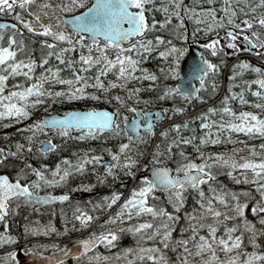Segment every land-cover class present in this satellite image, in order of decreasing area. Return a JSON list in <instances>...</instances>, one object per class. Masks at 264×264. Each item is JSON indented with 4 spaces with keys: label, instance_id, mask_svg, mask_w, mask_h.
<instances>
[{
    "label": "snow or ice",
    "instance_id": "obj_1",
    "mask_svg": "<svg viewBox=\"0 0 264 264\" xmlns=\"http://www.w3.org/2000/svg\"><path fill=\"white\" fill-rule=\"evenodd\" d=\"M36 0H0V14H8L15 21L19 22L23 28L28 32H40L45 36L51 37V41L40 40V45L45 46L48 51L41 55L39 60L40 65H44L49 57H55L56 61L63 64L64 67L71 71L70 76L61 77V68L49 66L38 75L33 81V69L37 61L32 58L31 50L26 47L23 35L17 39V34L23 32V28H19L16 23L0 22V41L5 39L6 30L11 29L10 33L6 35V43H0V118H12V122H18L31 115L30 108L37 107L41 104L50 103L59 100H78L82 98L91 97L93 100H105L107 103L115 106L112 111L97 110L96 108H88L86 111H67L63 115H52L47 119H37L31 124L25 125V130H30V134L26 137L28 144L27 149H32V139L41 133L48 131L54 135L67 137L70 130L76 129L80 131L77 139L84 140L85 138L98 137L103 133H112L113 136H123L124 141L119 143L117 150L112 148L101 149L107 151L111 157V161L104 163V173L115 175L112 171L117 167L127 169L126 176L131 177L138 183L133 186L130 195L120 205L119 210L115 212L114 216H109L103 223L114 222L115 218L122 217L123 219H131L133 215H151L152 217H161L165 221L173 218V213L168 212L164 207H157L147 202V197L157 188H163L166 192L173 190L169 195V202H172L174 208H178L183 200L182 192L186 187L194 189L205 182L212 176L210 169L213 164H220L227 166L229 175H234V169L242 170L239 175L245 176L251 172V180L256 191L259 194V199H256L251 204L250 211L258 216L261 225H264V151H256L254 145H246L249 149L247 158L241 156L235 157L233 153L240 152L242 149L235 148L232 152H213L206 156L203 152H199L202 158L199 163L192 159H187L186 162L178 163L175 172H183V175L170 174L173 170L167 167L153 166L151 169V176L141 175L138 178L132 169L139 163L131 155H125L122 159V154L130 151V145L133 139L138 143L144 142L146 139L141 133L142 128L145 133L151 134L153 131V123L160 117L161 113H168L169 108L158 109L152 115L142 113L141 109L136 107L138 104L152 103V98H141L139 95L141 89L139 87L129 88L127 82L130 80L149 79L157 81L158 76L149 72L148 69L140 67L141 54L150 52L153 44L160 45L166 43L168 46L162 50L157 51L159 57L165 58L167 66H161L160 72L167 79L169 77L176 79L175 86L164 85L160 94L155 98L156 100L172 99L180 97L182 99H190L197 97L200 89L204 88L208 82L206 78L210 73L215 74L219 72L218 64L213 63L206 58L203 51L199 52L198 59L192 58L191 63L187 69L181 58L187 60L185 53L188 51L183 45H177L171 40L165 41L160 35L149 37L148 32L156 30V25L159 24L164 27L168 20L173 16L177 18V27H182V16H188L189 19L194 20L199 28L194 30L193 41L195 42V31H202L205 34L211 33V38H207L206 42L201 45L204 50H207L210 55L216 56L224 50L225 47L232 49L233 53L241 52L246 49L255 52L257 55H264V0H225L219 7H189L182 3V0H168L167 3L154 4L153 0H60L59 3L52 4L49 0H41L36 10H31ZM209 5H213L214 0H207ZM235 4V7L233 5ZM149 6V7H146ZM19 8L20 11L16 9ZM83 8V11L76 12V9ZM46 9H51V13ZM153 9L164 13L168 20L162 19L157 21L154 17L149 19L146 13H151ZM261 9L262 11H257ZM217 11L220 15H217ZM22 12H27L32 19L29 20L22 15ZM69 13V15H64ZM247 13H254L248 15ZM47 23L42 22V17H49ZM54 21V22H53ZM35 22V23H33ZM207 22V23H206ZM254 25L257 26L254 28ZM216 29L223 30V39ZM103 38L104 43H100ZM181 41L187 42L185 34H178ZM85 40L89 41L85 44ZM241 41L243 43H241ZM57 42H62L63 47L59 46ZM126 45V46H125ZM87 49L85 54L81 51L80 55L75 60L71 58L73 49ZM95 49L97 55H91ZM55 49V51H53ZM111 50H114L111 51ZM27 52V56L24 53ZM17 53L21 54L20 59H16ZM65 54H68V59L65 62ZM147 59V56H144ZM95 67V75L88 76L86 73L89 69ZM233 69H239L243 72L245 69H250L256 73L255 80H249L245 83L256 84L257 89H251L252 95L257 97L260 101L255 103L254 107L264 109V68L255 64L249 63L246 59H239L232 65ZM5 71L7 74H4ZM187 72V77L181 81V73ZM113 73L114 80H108L104 83L106 74ZM22 74L30 82L26 86L18 84L13 86L11 90L5 92L7 86L5 81L9 76H16ZM238 75L236 71L232 72V77ZM232 77H229L231 79ZM188 78H194L199 81L196 88H185ZM53 84L59 83L66 85L61 89L45 88V82ZM94 88L101 91L104 95H97L95 92H89L87 88ZM119 87L125 90L126 95H109V89ZM149 87H155L149 85ZM229 92L232 97L239 96L241 104L252 103L246 101L243 95V89L240 93H232V85L229 84ZM212 88L215 90L216 84L212 83ZM35 98H32V97ZM203 100V96H198ZM230 96L223 97L224 106L219 109L223 114H226L230 119L223 122L221 116L219 127L212 129L211 125L217 123L216 121H209L205 113H201L200 117L204 122L201 123L202 129L208 128L209 131L220 133L223 131L227 134L226 138L236 143L231 137V133H243L249 137L259 136L264 138V115L254 111L241 110L233 111L229 106ZM184 109L173 106L171 112L179 113ZM218 109L209 107L207 113H215ZM125 112L136 113L130 122L124 123L123 116ZM142 117L147 119V123H139ZM184 127H187V121L184 122ZM172 129L179 130L181 124L176 123L171 125ZM166 131L160 133L165 136ZM107 139V137H105ZM179 139V136H177ZM191 138H185L181 142L188 144ZM175 141H170L167 145L168 155H171V147ZM211 142L216 144L219 142V135L208 136L207 134L200 136V144ZM243 143V142H241ZM38 152L47 154L51 150L57 148V144L53 143L52 139H46L44 142H38ZM17 150L24 149V145L16 142ZM264 150V143L258 145ZM88 151H92L89 149ZM160 146L152 153V162L154 165H159L160 160L157 158L160 155ZM10 155H17L16 152H11ZM142 156L143 153H140ZM187 154L180 153L181 157ZM214 157L215 159H210ZM253 157H259L255 159ZM5 159L4 150L0 149V161ZM87 163H102L99 154L89 156L83 155V158H77L76 167L72 171L83 170ZM62 163L68 165V168L61 170V162H57L56 167L51 169V178L46 176L45 172L40 168H34L30 164L25 167L35 176V179L28 180L26 183H21L20 179L24 175V170L21 169L16 173L14 180L10 179L6 174H0V220L8 211L9 198L23 197L25 203L32 202H47V201H65L68 193L64 192L62 195H53L52 193H45L44 195L33 189H39L41 184L45 186L56 185L62 183L69 174L72 162L67 157H62ZM47 169V165L41 166ZM147 167V165H145ZM90 187V185H89ZM209 192L214 195L215 201L225 205L223 210L217 208L210 197L206 201L203 199L204 193L201 190L200 196V215L188 216L192 221L189 225L191 235L187 238L178 239L176 244L182 249L184 259L180 264H259L264 261V252H245L243 257L238 249L242 247V234H235L238 228L247 230L251 233L249 242L255 248L257 241L255 236L264 232H260L255 228L253 222L245 216L246 205L249 200L253 199L252 193L245 191L243 193L230 192L221 194L215 192L211 185ZM226 195L231 197V201L226 199ZM120 196V193L113 192L111 197H104V200L110 205L114 203ZM245 199L242 201L240 197ZM174 198V199H173ZM230 204V208L227 205ZM124 210H127L125 213ZM74 219L79 221L82 226H87V222L91 221L93 217L79 208L75 210ZM212 217L211 222H204L203 218ZM240 217L239 223H233L229 226L226 221L235 220ZM223 224V232L217 236L218 227ZM50 227V226H49ZM207 229V234H201L199 229ZM7 229V222L5 221V231ZM151 229V236L144 235V239H152L159 236L160 242L164 247H167L168 241L171 238V228L168 223H160L153 227L151 221L144 220L136 223L135 226L129 224L128 230L132 233H140L142 230ZM163 229L161 232L160 230ZM46 231L47 229H43ZM25 231H32L26 226ZM181 231H185L182 227ZM117 238V233L114 231H102L100 233H91L88 238L81 239L77 243L80 246L79 251L73 254V258L86 255L90 249L96 247L100 243L111 246L112 241ZM17 238L12 235L5 236L0 234V243H11ZM194 241V244L190 242ZM56 247V245H50ZM175 246V245H174ZM193 251H189V248ZM31 249H29L30 251ZM61 255L66 256L70 254L67 248L60 249ZM125 252H131L132 249H125ZM218 251L224 253L223 257L217 255ZM141 259L146 258L154 264H168L160 249L152 244L147 247H139L137 249ZM206 254V255H205ZM16 251H10L4 254V259L0 260V264H6V261L16 258ZM190 256L199 257L198 262L190 261ZM99 257L91 255L87 256L88 260H93ZM135 258V257H134ZM107 259V257H105ZM49 264H62L60 259L49 257ZM129 264L131 262L129 261Z\"/></svg>",
    "mask_w": 264,
    "mask_h": 264
},
{
    "label": "trees",
    "instance_id": "obj_2",
    "mask_svg": "<svg viewBox=\"0 0 264 264\" xmlns=\"http://www.w3.org/2000/svg\"><path fill=\"white\" fill-rule=\"evenodd\" d=\"M167 2H168L167 0H153L154 4L167 3ZM182 3L187 4L189 7L205 8V7L210 6L207 3V0H182ZM233 7H235V4L233 5ZM146 14L149 17V19L154 17L157 21L162 20V19L168 20V17H166L164 13H162L156 9H153V11L151 13H146ZM181 16H182V22H183L182 27L176 26L177 25V18L173 16L170 20H168V23H166L164 27H161L159 24H157L156 30L152 31V32H148L147 35L149 37H154L155 35H160L164 38L165 41L171 40L173 43H175L177 45H183L186 48L189 41L192 40L191 30H193L192 28H194L196 26V24L194 23V20L189 19L188 16L183 14V12L181 13ZM184 27H187V31L185 29H183ZM199 27H200V25H199ZM178 34H185L187 37V42L185 43L184 41L179 40ZM196 37H198V38L202 37V32L201 31H195V38ZM19 38H20V36H19ZM24 40H26V39L24 38ZM31 41L33 43V48L31 49V55H32V58L37 61V64L33 69V72L35 73L33 75V78L36 75H38L41 71H43L44 69L49 67L50 65L53 67L61 68L60 75L62 78L71 75V71L68 68L64 67L63 64H60L59 62H57L54 56L49 57L47 62L44 65H40L39 60L41 58V55L43 53H46V50H44L46 47L40 45V43H39L40 41H38V40H36V41L31 40ZM0 43H5V39L3 41H0ZM25 43H26V41H25ZM167 46L168 45L166 43H161L160 45L153 44V48L150 52H148L146 54H141V65H140V67L146 68V69H148L149 72L155 73L158 76L157 81H151V80L145 78V79H138V80H130L127 82V87H129V88L139 87L141 89L139 95L141 96L142 99L143 98H152V100H153L152 103H149L147 105L141 103V104H138L139 106L146 107V108L148 107V108H161V109L169 108L170 109V111L168 113H166V121H169V122L164 124L159 129V131H158V133L154 139H153V133L149 134L147 136V138L145 139V141H144L145 149L142 152L143 155H144L145 151L147 150V148H149V146H151L152 149H151V154L149 156V158H151L153 150L156 148V145L159 144L161 154L158 156V159L162 162H165V163L168 162L170 165L174 166L175 160L177 159V156L181 160L182 157L180 156V153L184 152L186 154H191V157H193L192 159H194L195 162L199 163L200 160L202 159L198 154L199 152H203L206 156H209V154L213 153V152H223V153L227 152V153H229V152H232V150L235 148H240L239 146L241 145V142H243V143L244 142H252V141H256L257 139H262V137H259L258 135L253 136V137H249L246 134L237 133V132L233 131L231 133V137H232V139H234L236 141V143H232L231 140L226 138L227 134L224 133L223 131H221L220 133H216L215 131H209L208 128L202 129L200 127L201 123L204 122L203 118H198V117H200V114L202 112L206 114L207 119L209 121H216L217 122V123L211 125V128L213 130L219 127V123L221 122V120H220L221 116H223V120L228 121L230 119V117H228L226 114H223L219 111V109L222 108V106H224L223 97L225 95L230 96L229 106L233 109V111H236L239 109L238 108V105L240 104L239 103L240 102L239 96L232 97L231 93L228 92V90H226L222 96H220V97L218 96L219 98L218 97L216 98V96L213 97L212 95H210V94H216L217 92L207 93V94L205 92H201L198 94V96H203L204 97L203 100L199 99L198 96L194 97L193 99H187V100L182 99L178 96L174 97L172 99L156 100L155 98L160 94L164 85L175 86L176 79H173L171 77L166 79L164 77V75L160 72L161 66L166 67L167 64L165 62V58L159 57L156 54L157 51L162 50V49L166 48ZM53 51H55V49H53ZM82 51H84L85 54H87V52H88V51H85V49H83ZM111 51L114 52V50H111ZM80 53H81V51L73 49L71 52V58L73 60H75L76 57H78L80 55ZM27 54H28L27 52L24 53L25 56H27ZM91 55H93V54H91ZM145 55L147 56V59H144ZM93 56H95V55H93ZM231 56H232L231 54H226V56L222 60V62L218 63L219 72L212 74L213 78L218 80V82H217V89L218 90L220 88V82H221V75H222L223 67L225 66L226 63H228L230 61ZM67 59H68V54H65V62L67 61ZM4 74H7V72L5 71ZM86 74L88 76H94L95 75V67L92 69H89ZM245 74H246L245 76H250L252 74L251 70L247 69ZM239 77L240 76L238 74V75L234 76L233 78L238 79ZM102 79H104V83L107 84V81L108 80H114L115 76L113 73L110 72V73L106 74V78L102 77ZM11 81H13L14 83L10 84V85L7 84V82H11ZM18 82H20V84L26 86L27 83H29L30 81L26 77H24L22 74H18L14 77L9 76L8 79L5 81V84L7 86L5 87L4 91L8 92L9 90L12 89L13 86H16L18 84ZM228 82H229V80H228ZM239 83L240 82H237L236 85H238ZM149 85H154L155 87H149ZM44 86H45V88L50 87L54 90L56 87H63L66 85L50 84L46 81ZM234 89L235 90L231 91L232 93H240V91L238 90V86H236V88H234ZM86 90L89 92H95L97 95H104L101 91L94 89V88H91V87L87 88ZM108 94L109 95H115V94L126 95V92H125V90H123L119 87H116V88L109 89ZM243 95H244V98L246 101L251 102L254 99L255 100L258 99L257 97L255 98V96H253L249 90L243 91ZM32 98H34V97H32ZM204 103H212V104L206 108H203L199 111H196L195 113H192V114L190 113L192 110L198 108L199 106H201ZM73 104H76L75 106H79L82 108H88V107H93V106H108L110 108H113L115 106V102H113L112 104H109L105 100H93L91 97L82 98V99H78V100L71 101V102H67L66 100H59L58 102L53 101L50 103L41 104L37 107L29 109V111L31 112L30 116H28L22 120H19L18 122H12V120H10V121H6L7 123L0 125V147H2L6 151L7 156H9L11 152H16L17 155H15V156L10 155L11 158H15L16 156H18V158H23V159H25V161H27L29 158H31V155L28 152L31 151V153L34 154V151H37L35 148V144H36V142L39 141V138L42 135L39 134L38 136L33 137L32 142H31L32 143V149L29 151L27 149L28 141H27L26 137L30 134V130H25L24 126L31 124L32 122H34L37 119H40L41 115L44 113H48V112H52V111H61L63 108L67 107V105L68 106H74ZM249 105H250V103H249ZM173 106L183 108L184 110L182 112H179V113H173V112H171V109ZM209 107H214L218 110L214 114L213 113H207V109ZM185 121H187V127L183 126ZM176 123L181 124V128L179 130H175V129L171 128V125L176 124ZM162 131H166L167 134L165 136H161L160 133ZM205 134H207L208 136L219 135V142L216 144H212L211 142H206L204 144H200V136L205 135ZM177 136H179V139H177ZM191 137H194V139H192L190 143L184 144L181 142L183 139L191 138ZM57 138H58V140H55V142L57 144V150H58L59 145L62 143L63 140L62 139L59 140V137H57ZM98 141H100V140H98ZM170 141H175L171 147V155L165 157L164 154H168L167 145ZM16 142H19L20 144L25 146L24 149H22L21 154H19V150H17L15 147ZM94 142H96V141L93 138H85L84 140H81L80 143L82 144L81 145L82 149L87 151L88 149L93 148ZM143 155L140 156L139 162L142 161L141 158L143 157ZM186 157H187V155L184 158H186ZM185 160H187V159H185ZM227 177H228V175L227 176L226 175L218 176V177H216V179L214 181H205L199 186V188L188 190V192H187L188 195L187 194L185 195L184 202L180 204V206L177 208V211L175 212V214L173 216L175 219L174 218L171 219V221L173 220L172 221V224H173L172 225V231H171L172 235H171L170 240L168 241L167 247H164L160 242H158V241H160L158 235L152 238L153 241H150V239L145 240L143 238L144 236L141 235L140 233L134 234V233H131V231H129L128 228H126V227H124V228L118 227V228H114L111 230V231H114L117 233V238L114 241H112L111 246L106 245L104 243H100L92 252H90V254L83 255L80 257H76L75 259L74 258L69 259L65 262H62V264H129V261L131 262V264H154V262L148 261L146 258L141 259L139 256V253L137 252V249L139 247H147V246H150L152 244H155L160 249V251L163 253L165 259L168 261V264H180V261H182L184 259V255L182 253V249L180 248V246L178 244H176V241L178 239L187 238L191 235V229H190L189 225L192 223V221H190L188 219L187 215L188 216H199L200 215V203L199 202L202 199L200 196V191L201 190L203 192L207 191L208 190L207 186L209 184H214V187H218L220 185L222 187L225 186L226 189L227 188L233 189L234 187L235 188L239 187L238 183L236 184L235 181L231 180V177H228V178ZM220 178L222 180H220ZM219 181H221V182H219ZM227 182L228 183L231 182L232 184H230V183L227 184ZM123 192H124V190L119 192L120 196L118 199H120ZM208 196H210L213 199V196L211 194H205L203 199H207ZM108 208H110V207H106L105 209H102L98 212L96 211L95 214L92 215L93 219L94 220L98 219L100 216H102L103 213H105L108 210ZM188 208H191V209L187 210ZM117 210H119L118 206H116L113 209V211H111L108 215L114 216L115 212ZM184 211L187 212L188 214H186ZM33 215H35V216L39 217L41 220H43V224H49L50 223L49 219L52 220V217L50 216L49 213H47V215H46V213L40 212V213H37V215L36 214H33ZM33 215H31L28 212L27 208H24L23 206L20 208H12V207L8 208V211H7L6 216L4 217V220H0V234H3L5 236L12 235V236H15L17 239L11 243H0V251H1L0 252V260L4 259L5 253L11 251L10 249H8V250H4L5 251L4 252V251H2V249L16 245L19 242H24L25 240L30 239L34 236L45 235V237L48 238V237H50L48 235H51V237H62V236H65L67 234H71V233L76 234L78 232L75 230L62 231L61 225H59V224H53L54 225L53 230L48 235L46 233H44V234L43 233H33L32 231L26 232L25 226H28L27 223L29 224V222L31 220V216H33ZM52 215L54 216L53 220L56 223H59V221H58L59 220V213L56 214V212H53ZM21 218H23V220ZM210 218H211L210 216H207L203 219V221L206 220V223H207V221H209ZM240 219H241L240 217H236L235 220H228V221H226V223L229 226H231L233 223H239ZM174 220H175V222H174ZM184 220L186 221L185 223H184ZM249 220L252 221V219H249ZM5 221L7 222L6 231H5ZM252 222H253V224L255 223V221H252ZM254 226L258 230V232H260V230L262 229L261 226H263V225H261V224L255 225L254 224ZM83 227H85V226H83ZM182 227L185 229V231H183V232L180 231ZM56 232H57V234H56ZM128 232H129V234H126ZM199 232L201 234H207V229L206 228L199 229ZM222 232H223V224H221L218 227L216 235L220 236ZM241 233H243L242 234V247L237 250L240 252L241 257H243V254L245 252H251L254 250L257 252H264V238L262 237L264 235V232L263 233L260 232L259 235L255 236V239L258 242V244H256L255 248L248 241L251 233L248 232L247 230L238 228L237 232L235 234L239 235ZM261 234H263V235H261ZM136 236H138V237H136ZM177 236H179V237H177ZM154 239H155V241H154ZM156 239H157V241H156ZM145 241H147V243ZM148 241H150V242H148ZM156 242L160 246H158ZM190 243L194 244V241H191ZM33 245L34 244H32V243L22 244V248L27 250L28 248L32 247ZM128 246H129V248H128ZM127 248L132 249V251L131 252H125L124 250ZM189 251L191 252V251H193V249L190 247ZM97 253H99L98 258L93 259L91 261L87 259L88 255L96 257ZM110 253H111V255H110ZM217 255L220 257H223L224 253L222 251H218ZM105 257H107V259H105ZM189 259L192 262H198L199 257L190 256ZM6 264H8V263L6 262Z\"/></svg>",
    "mask_w": 264,
    "mask_h": 264
},
{
    "label": "flooded vegetation",
    "instance_id": "obj_3",
    "mask_svg": "<svg viewBox=\"0 0 264 264\" xmlns=\"http://www.w3.org/2000/svg\"><path fill=\"white\" fill-rule=\"evenodd\" d=\"M257 11H262V10L258 9ZM252 15H254V13H252ZM256 27L257 26L254 25V28ZM208 55L210 57H214L210 55L209 52ZM242 88L244 87H241L240 89ZM257 88L258 86L256 85L253 89H257ZM141 133L143 134V136H145V133L143 131ZM73 134L75 136L74 139L69 140L68 138H72ZM103 134L104 135L107 134L108 139L107 142H105L106 144L105 147L102 146L103 143L98 144L101 146L100 149L112 148L113 151H116L118 144L123 142L125 139V137L123 136H113L112 133H108V132ZM103 134H100V136H102ZM79 135H80L79 130L76 129L70 130L69 135L67 137H62L64 140L59 145L58 150L56 148L54 150H51L47 154L41 152L42 155H44L45 157H43L40 161L30 160L28 163L34 168L35 166L41 167L42 165H47L49 169L50 167H53L54 169L56 167L57 162H61V170H63L64 168H68L69 166L62 163V157H67L68 160L72 162L71 168H69V174L62 183L46 186L44 190H39L40 188L33 189L34 191L37 192H51V193L67 192L69 197L67 200L58 201L57 203H54L52 205H47V207L44 206L42 209L45 211H47V209H53L54 211H56L55 209H59L60 213L62 212L64 215L61 220L62 224H66L69 218V221L72 224V226L73 225L75 226L77 223H79V221L74 219V215L78 214L75 212L77 208L83 211V209H85L86 207H92V205L94 206L97 203L103 202L104 197L110 196L113 192L116 191L118 192L122 190L125 184L129 181V177L125 175V173L128 171L127 169H121L120 167H117L116 169L112 170L115 173V175L105 174L103 165L106 161L107 162L111 161V157L109 153L107 151L99 152L98 150L99 146L97 147L95 143L93 145L92 151L83 150L81 147L82 144L80 143V139H77ZM54 136L55 135L51 132L52 139ZM134 141L135 139H133V141L131 142L130 151H127L122 154V159L123 156L125 155H131L138 160L140 153L143 151L145 147V143L143 142L138 143ZM84 151H86V153L89 156L99 154L102 163L96 164V163L85 162V167L83 170L72 171V168H75L77 166L75 163L77 161V158H81V159L83 158ZM16 163H18L21 166V169L28 170L25 167V164H23V160H17ZM138 165L139 163L135 167H137ZM134 168L132 169V171L134 170ZM146 168L147 167H145V163L141 164L138 172L136 173L137 181L139 176L145 174ZM46 170H48V168ZM30 177L32 179L35 178V176L29 171V174L23 175L20 181L26 183L28 180H30ZM13 178L15 179L16 175H14ZM133 186H138V183L134 181L132 187ZM167 192L158 191L159 194H167ZM105 204L106 203H101L99 205V208L101 209ZM27 207H28L27 209L29 210H34L36 208L33 202L30 204L28 203ZM89 212H93V210H89ZM91 233L94 232H90V234Z\"/></svg>",
    "mask_w": 264,
    "mask_h": 264
},
{
    "label": "rangeland",
    "instance_id": "obj_4",
    "mask_svg": "<svg viewBox=\"0 0 264 264\" xmlns=\"http://www.w3.org/2000/svg\"><path fill=\"white\" fill-rule=\"evenodd\" d=\"M168 1V0H167ZM41 2V0H36V2L33 4V5H31L30 7H31V10H36L37 9V7H38V5H39V3ZM49 2L50 3H52V4H56V3H59L60 2V0H49ZM225 2V0H214V3H213V5H210L209 7H219V5L220 4H222V3H224ZM146 7H149V6H146ZM205 8H207V7H205ZM81 8H78V9H76V11H78V10H80ZM17 11H20V9L19 8H17L16 9ZM47 11H49L50 13H51V9H46ZM64 14H69V13H64ZM248 14V13H247ZM22 15L25 17V18H28L29 20H31L32 18L30 17V16H28V13L27 12H22ZM217 15L219 16L220 15V12H217ZM249 15L251 16L252 15V13H249ZM10 18L14 23H16V24H18V27L19 28H23V26L22 25H19V22L18 21H15L12 17H10V15H8V14H0V19H4V18ZM49 19H51V15L49 16V17H42V22H44V23H47L48 22V20ZM54 22V21H53ZM33 23H35V22H33ZM195 24H196V26L195 27H198L199 25L195 22ZM7 30H11V29H7ZM28 34H32V35H34L35 37H37L38 39L37 40H42V39H44V40H48V41H51V37H49V36H45V35H43V34H41L40 32H35V33H30V32H28L27 31V29L26 28H23V32L22 33H18L17 34V38L19 39V36L20 35H27L28 37H30ZM34 36H31L29 39H27V40H24V41H26V43L25 44H27L26 45V47H28L30 50L33 48V43H32V41L31 40H35L36 41V39L34 38ZM5 38H6V35H5ZM221 38L223 39V33L221 34ZM89 41H85L84 43L85 44H87ZM58 43V45L59 46H61V47H63L64 45H63V43L62 42H57ZM30 44V45H29ZM43 46V45H42ZM45 47V46H44ZM44 50H46V52L48 51V49L47 48H45ZM88 51V50H87ZM91 54H93V55H97V53L95 52V49L93 48V50H92V52H91ZM263 55H261L260 57H262ZM258 57V56H257ZM259 58V57H258ZM262 59H264V57H262ZM262 61H264V60H262ZM234 70H238V68L237 69H234ZM35 73L33 72V75H34ZM48 83H50V82H48ZM50 84H53V83H50ZM56 84H59V83H56ZM64 87V86H63ZM63 87H56L55 89H61V88H63ZM241 87H245L244 86V84L243 83H239L238 84V88L240 89ZM54 89V90H55ZM210 95H212L213 97L214 96H216L217 94H210ZM126 113V112H125ZM124 113V114H125ZM10 120H12V118H0V125H2V124H4V123H7L6 121H10ZM74 134H73V136H72V138H68L69 140H73L74 139ZM105 137H107V136H105ZM104 137V139H106ZM107 139H108V137H107ZM62 140H64V139H62ZM80 142H81V140H80ZM104 142V141H103ZM134 142H137L136 140L134 141ZM252 142H254V143H252ZM252 142H244V143H242L240 146H241V148L240 149H242V151H240V152H235L234 153V156L235 157H237V158H239V157H241V156H244V157H246L247 158V156H248V152H249V149L246 147V145H254V146H257L256 147V151H264V150H262V149H260L259 147H258V145L259 144H261V143H264V138H262V139H257L256 141H252ZM97 147H98V145H96ZM102 146H106V144L105 143H103L102 144ZM35 148L37 149V146L35 145ZM22 153V150H19V154H21ZM30 155H31V158H29L28 159V161H30V160H41L42 159V157H45L44 155L42 156L41 155V152H38V151H34V154H32L31 153V151L30 152H28ZM224 153H227V152H224ZM253 158H255V159H259V157H253ZM17 159H18V157H17ZM16 159V160H17ZM182 160H185L184 158H181ZM212 159H215L214 157H212ZM16 160H14V159H12L11 158V156L9 155V156H5V159L3 160V161H0V168H4L7 172H9L11 175H16V173L19 171V170H21V166L18 164V163H16L15 161ZM138 161H139V158H138ZM185 162V161H184ZM178 163H183V162H180V161H177V165H178ZM47 168H48V170H44V172H45V174H46V176H48L49 178H51V172H50V170L51 169H53V167H50V169H49V167L47 166ZM176 169V168H175ZM213 171H212V176L211 177H213V176H217V175H222V174H226V173H229V169H228V167L227 166H223V165H220V164H213L212 165V168H211ZM24 170V175L25 174H29V171L28 170H26V169H23ZM237 173H240L241 171H240V169H237V171H236ZM248 176H249V178L251 179V172L249 171L248 172V174H247ZM32 178L30 177V180H31ZM35 179V178H34ZM258 182H264V181H258ZM132 185H133V183H132ZM211 185V187H212V189H214L215 190V192H218V193H221V194H227V193H230V192H235V193H243V192H245V191H247V190H234V189H232V190H230V189H225L224 187H221V186H218V187H214V186H212L213 184H209V186ZM139 186V185H138ZM137 186V187H138ZM44 188H46V186L45 185H43V184H41V187H40V189L39 190H44ZM204 193V195L205 194H210V192H209V187H208V190L207 191H204L203 192ZM185 193L184 192H182V197H183V200H182V202L184 201V199H185ZM213 196V202H214V204H215V206L217 207V208H219V209H221V206L223 207V206H225V205H222V204H220L218 201H215V198H214V195H212ZM255 196V195H254ZM226 199H228L229 201H231V197L230 196H228V195H226V197H225ZM174 199V198H173ZM240 199L243 201L245 198L243 197V196H241L240 197ZM104 200V199H103ZM205 201L207 200V199H204ZM19 202H22V203H24L25 205H27L28 203H25L24 202V200L22 199V198H18V199H15L14 201H13V205L15 206V205H17ZM150 202H151V204H153V205H155V206H157V207H161V202L160 201H158V202H156V203H154V201H153V196H151L150 197ZM181 202V203H182ZM230 205V204H229ZM49 209H47V211H48ZM221 210H223V209H221ZM125 211V213L127 212V210H124ZM29 213L31 214V215H33V214H36L37 215V212L36 211H34V210H29ZM262 215H264V213L262 214ZM253 217L255 218L256 217V214H254L253 215ZM155 218H158V217H152L150 214L149 215H141V216H135V215H133L132 217H131V219H123L122 217H118V218H115V221L114 222H109V223H104V225L101 227V230H112L113 228H115V227H119V226H121V225H125L126 223H132L134 226L136 225V223H138V222H141V221H144V220H148V221H150V220H153V219H155ZM205 218V217H204ZM203 218V219H204ZM37 219V220H36ZM34 220V221H33ZM36 220V221H35ZM40 220V221H39ZM211 220H212V217L210 218V220L209 221H207V222H211ZM35 222V223H34ZM104 222V220L101 222H99V223H103ZM204 222H206V220H204ZM36 224V225H35ZM67 225H70V226H72V224L70 223V221H69V218H68V220H67V223H66ZM31 225L32 226H36L35 228H31ZM28 228H31V229H33L34 230V232H36V233H38V232H45L47 235L49 234V232L51 231V230H49V229H47L46 231H44L43 229H46L45 227H43V220H41L39 217H37V218H35V219H31V223H30V225L28 226ZM161 230H163V229H161ZM160 230V231H161ZM94 233L96 232V231H94V230H92ZM147 232H150V233H152L151 232V229H147V230H144V231H141V233L142 234H146ZM89 234H90V232H87L85 235L86 236H89ZM49 236V235H48ZM58 239L59 238H56L55 240H53V241H51V242H49V241H46V242H44V243H40V242H37V241H33L34 243H38V244H35V247L33 248V250L32 251H37V252H44L45 250L46 251H56V250H59L60 249V247L58 246V244L57 243H59V241H58ZM50 245H56V247H51ZM14 251H16V250H14ZM16 253H17V251H16ZM8 263L9 264H14L15 263V259H12V260H9L8 261ZM264 263V261H260L259 262V264H263Z\"/></svg>",
    "mask_w": 264,
    "mask_h": 264
},
{
    "label": "water",
    "instance_id": "obj_5",
    "mask_svg": "<svg viewBox=\"0 0 264 264\" xmlns=\"http://www.w3.org/2000/svg\"><path fill=\"white\" fill-rule=\"evenodd\" d=\"M81 11H83V9ZM67 15H69V14H67ZM187 49H188V51L185 53V56L187 57V60H184L183 57L181 58L182 62L184 63L185 69H187V67L191 63L193 57H196L198 59V55L197 54L199 53L198 49L196 47H194V46L190 45ZM186 77H187V72L186 71L182 72L181 73V81L183 82V80ZM189 87L196 88V84H195V79L194 78H188V82H187V84H185V88L187 89ZM96 109L97 110H101L102 109V110L111 111L109 108H96ZM86 110L87 109H71V110H68V111H86ZM154 112H156V110L155 111L145 110L142 113H146L148 115H152ZM64 113H48V114L43 115L41 119H47V118H49L50 116H52L54 114L55 115H63ZM132 118L133 117H125L124 118V125L125 124H130ZM163 118H164V115H163V113H161L160 117L157 120L161 121ZM144 119H145V123H147V119L145 117H144ZM138 122L141 123L140 121H138ZM44 141H46V139L42 140L41 142H44ZM158 167H167V168H169L168 166H161V165H159ZM152 168H153V166H150L146 170V175H148L149 177L151 176V169ZM0 174H6V173H0ZM179 175H183V173L179 174ZM161 189H163V188H161ZM39 194L44 195L45 193H39ZM52 194L53 195H62V194H59V193H57V194L56 193H52ZM53 202H56V201L36 202V204L39 205V206H43V205H46V204H49V203H53ZM81 239H85V238H81ZM81 239L69 240V241L64 243V248H67V249L70 250V254L69 255L62 256L61 255V251L60 252H53V253H46V254L21 253V252H19L18 256H17V261H18L17 264H49V257H52V258H55V259H60L61 261L66 260V259H68L70 257H73V254L75 252L79 251L80 246H79V244L77 242L79 240H81Z\"/></svg>",
    "mask_w": 264,
    "mask_h": 264
},
{
    "label": "bare ground",
    "instance_id": "obj_6",
    "mask_svg": "<svg viewBox=\"0 0 264 264\" xmlns=\"http://www.w3.org/2000/svg\"><path fill=\"white\" fill-rule=\"evenodd\" d=\"M1 22V21H0ZM3 22H10V19H8V18H4L3 19ZM168 37V36H167ZM58 64V63H57ZM64 88V87H63ZM219 95H216V98L218 97ZM215 99V98H214ZM144 108H146V107H144ZM147 109H150V108H148L147 107ZM114 145V144H113ZM114 148V147H113ZM140 162H142V161H140ZM143 166V165H142ZM145 175V174H144ZM220 180H222L221 178H220ZM224 180V179H223ZM225 181V180H224ZM219 182H221V181H219ZM230 184H232L231 182H229ZM228 182H227V184H229ZM132 184V183H131ZM230 186V185H229ZM225 187V186H224ZM72 188H73V186H72ZM235 188V187H234ZM57 189V188H56ZM62 190V189H61ZM241 193V192H240ZM191 208H188L187 210H190ZM113 211V210H112ZM177 211V210H176ZM175 211V212H176ZM179 211V210H178ZM185 212V211H184ZM179 213V212H178ZM186 214H188L187 212H185ZM190 213V212H189ZM184 214V213H183ZM193 214V213H192ZM182 215V214H181ZM24 216V215H23ZM29 216V215H28ZM187 217H188V215H187ZM24 218V217H23ZM23 218H21L22 220H23ZM27 218V217H26ZM35 218H37V216H35V215H33V216H31V219H35ZM174 218V217H173ZM172 218V219H173ZM175 219V218H174ZM183 219V218H182ZM37 220V219H36ZM35 220V221H36ZM104 219H98V222H102ZM34 221V220H33ZM40 221V220H39ZM173 221V220H172ZM191 221V220H190ZM24 222V221H23ZM27 222V221H26ZM174 222H175V220H174ZM186 221L184 220V223H185ZM35 223V222H34ZM187 224V223H186ZM190 224V223H189ZM36 225V224H35ZM177 225V224H176ZM25 226V225H24ZM32 226V225H31ZM26 227V226H25ZM28 227V226H27ZM179 229V228H178ZM181 231V230H180ZM52 231H50L49 233H51ZM87 233V232H86ZM85 232H77L76 234L77 235H80V236H82L83 238H88V236H86L85 234H86ZM132 233V232H131ZM56 234H57V232H56ZM126 234H129V232L128 233H126ZM179 234V233H178ZM172 235V234H171ZM259 235V234H258ZM261 235H263V234H261ZM50 237H51V235H49ZM133 236V235H132ZM128 237V236H127ZM134 237V236H133ZM136 237H138V236H136ZM177 237H179V236H177ZM263 237V236H262ZM259 238V237H258ZM176 239V238H175ZM261 239V238H260ZM126 240V239H125ZM139 240V239H138ZM144 240V239H143ZM128 241V240H127ZM150 241H153V239H150ZM150 241H148V242H150ZM154 241H155V239H154ZM156 241H157V239H156ZM248 241H249V239H248ZM49 242H51V241H49ZM130 242V241H129ZM146 243H147V241H145ZM158 242H160V241H158ZM122 243V242H121ZM140 243V242H139ZM144 243V242H143ZM152 243V242H151ZM155 243V242H154ZM157 243V242H156ZM161 243V242H160ZM120 244V243H119ZM123 244V243H122ZM257 244H258V242H257ZM262 244V243H261ZM132 245V244H131ZM157 245H158V243H157ZM126 246V245H125ZM158 246H160V245H158ZM122 247V246H121ZM7 248V247H6ZM124 248V247H123ZM128 248H129V246H128ZM127 248V249H128ZM134 248V247H133ZM60 249H62V248H60ZM60 249L59 250H56V251H53V252H60ZM105 249V248H104ZM3 250V249H2ZM52 252V253H53ZM110 255H111V253H110ZM73 257H70V258H68V259H66V260H63L62 262H65V261H67V260H69V259H72Z\"/></svg>",
    "mask_w": 264,
    "mask_h": 264
}]
</instances>
